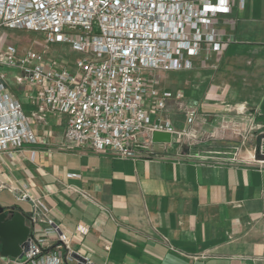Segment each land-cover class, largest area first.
Instances as JSON below:
<instances>
[{
	"label": "crops",
	"instance_id": "1",
	"mask_svg": "<svg viewBox=\"0 0 264 264\" xmlns=\"http://www.w3.org/2000/svg\"><path fill=\"white\" fill-rule=\"evenodd\" d=\"M216 27L228 45L219 53L202 47L183 88L186 112L198 109L193 139L152 142L134 159L67 142L66 117L47 112L38 122V89L17 83L18 71L6 78L36 143L0 152V206L31 214L32 201L41 202L91 264H264V167L219 162L212 150L225 147L196 146L199 130L220 118L236 123L244 108L264 119V0H244L242 8L232 0ZM158 117L186 126L171 101Z\"/></svg>",
	"mask_w": 264,
	"mask_h": 264
},
{
	"label": "built area",
	"instance_id": "2",
	"mask_svg": "<svg viewBox=\"0 0 264 264\" xmlns=\"http://www.w3.org/2000/svg\"><path fill=\"white\" fill-rule=\"evenodd\" d=\"M231 2L0 0V29L41 34L45 46L42 52L23 53L8 46L1 52L0 64L18 71L17 83L25 81L38 89L33 114L38 122L47 112L65 116L67 142L134 159L140 150L150 149L155 132L169 134L179 144L193 139L188 128L198 109L187 111L186 126L175 129L158 114L168 101H180L182 93L160 90L146 75L191 70L202 47L222 52L228 41L221 39L216 18L229 12ZM243 2L239 0L241 7ZM52 44L67 45L82 57L74 67H67L60 59L46 56ZM35 143V130L0 72V152ZM212 155L219 162L238 161L236 154ZM32 209L33 233L27 250L21 259L8 258L5 264H79L74 254L81 255L71 248L69 236L48 216L47 208L32 201Z\"/></svg>",
	"mask_w": 264,
	"mask_h": 264
},
{
	"label": "rangeland",
	"instance_id": "3",
	"mask_svg": "<svg viewBox=\"0 0 264 264\" xmlns=\"http://www.w3.org/2000/svg\"><path fill=\"white\" fill-rule=\"evenodd\" d=\"M7 33V41L0 47V51L5 49L8 42L11 44L9 46L15 47L19 53L27 51L42 52L44 50V37L41 34L30 33L24 30H7L5 34ZM46 52L47 57L60 59L66 63L67 67H74L75 60L82 57V54L72 51L67 45L63 44L48 45ZM194 68L195 64L193 63L191 70L169 73L157 70L148 73L146 77L160 90H168L174 94L178 92L183 93V88L190 83L187 73L193 72ZM0 71L6 75L8 83H10L12 77L17 73L16 69L7 67L4 64H0ZM177 88L179 89L177 90ZM171 102L174 103L178 114L182 115L183 122L185 123L188 100L183 98L180 101L171 100ZM248 111V108H244V114L239 119H235L236 123L229 118H220L215 125L199 130L200 137L197 139L198 143L196 146L225 147L221 150L212 151L213 153L226 152L232 154V156L236 154L234 158L238 160L237 162L250 163L252 161L260 166V168L264 167V155L261 154V151H264V119L257 121V112L246 115L245 112ZM235 131H238L239 134L234 133ZM25 209L30 212L31 207L26 206Z\"/></svg>",
	"mask_w": 264,
	"mask_h": 264
},
{
	"label": "water",
	"instance_id": "4",
	"mask_svg": "<svg viewBox=\"0 0 264 264\" xmlns=\"http://www.w3.org/2000/svg\"><path fill=\"white\" fill-rule=\"evenodd\" d=\"M171 137L166 133H153V143L168 144ZM30 214L24 213L17 206H0V257L21 259L23 251L27 250L26 242L32 236ZM79 264H91L82 256L74 254Z\"/></svg>",
	"mask_w": 264,
	"mask_h": 264
}]
</instances>
